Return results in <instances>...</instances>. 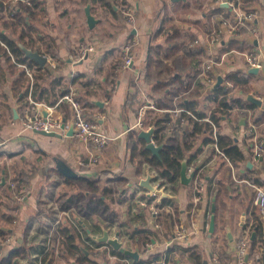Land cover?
Masks as SVG:
<instances>
[{
    "label": "crops",
    "instance_id": "crops-1",
    "mask_svg": "<svg viewBox=\"0 0 264 264\" xmlns=\"http://www.w3.org/2000/svg\"><path fill=\"white\" fill-rule=\"evenodd\" d=\"M228 1L232 0H108L110 8L102 0H37L25 21V31L32 39L27 36L25 41L47 58L44 68L50 69V76L38 82L49 86L60 79L56 94L63 87L75 89L87 118L109 137V142L98 164L80 167L78 160L86 150L68 135L73 117L68 102L56 106L59 97L51 106L33 99L42 113L55 107L56 115L65 120V130H60L61 138H57L23 130L18 119L28 103L21 85L17 99L13 94L5 101L0 99V121L9 119L5 115L8 111L13 119L9 124L0 123V165L4 159L7 162L6 169L0 167V229L6 232L0 236V257L25 247L29 255L18 264H41L44 251L50 254L52 264H108L104 261L107 258L111 264H121L116 255L117 259H110L113 247L97 240L106 231L111 239L138 253L137 259L127 256L129 264H148L150 255L158 256L150 264H216L215 258L224 264H238L233 244L237 248L244 231L252 239L253 228H264V215L246 183L250 180L264 187V158L256 161L252 151L254 140L264 141V0H246L241 5L259 12L258 39L248 34L241 38L226 35L216 43L211 33L219 19L234 14ZM88 7L94 18L92 27ZM125 7L134 14L132 23L122 14ZM5 31L17 37V32ZM132 37L138 44L132 50V65L124 68V46ZM233 41L246 48L232 47ZM82 47H93L94 51L85 60L72 62L71 55ZM244 53L258 54L262 67H250ZM208 59L215 61L212 74L216 80L222 77L224 83L227 75L235 73L247 81L230 90L231 98L240 103L222 116L220 126L222 134L233 139L248 160L238 165L228 162L214 142L203 144V137H194L184 162L187 175L191 166L200 172L204 184L200 202H194V181L184 185L181 174L174 183L159 177L163 194L149 196L148 189L138 183L158 172L138 151L133 153L128 142L131 133L141 131L135 127L138 110L146 100L154 104L156 110L149 111L146 125L157 114L169 113L178 139L181 128L189 124L173 112L184 108L183 101L193 102L196 111L210 118L217 103L210 100L212 87L201 74ZM20 65L12 59H0V87L2 79L15 83L21 76L26 80L28 69L37 74L43 71ZM249 97L258 102H251ZM205 118L197 120L208 122ZM251 127L255 128L254 135L248 137L246 131ZM26 153L41 164L28 163L34 179L20 203L5 184L17 174L10 164ZM3 170L6 183L2 185ZM88 180L97 182L93 187ZM95 198L98 203L88 208ZM156 208L157 217L152 214ZM64 213L83 221L76 253L71 249L56 253L62 236L51 230V221ZM177 226L188 232L184 241L175 238ZM6 239L10 241L2 246ZM244 264H264V258L253 251Z\"/></svg>",
    "mask_w": 264,
    "mask_h": 264
},
{
    "label": "built area",
    "instance_id": "built-area-1",
    "mask_svg": "<svg viewBox=\"0 0 264 264\" xmlns=\"http://www.w3.org/2000/svg\"><path fill=\"white\" fill-rule=\"evenodd\" d=\"M19 3L23 4H28L31 6V0H7L4 2L5 4V9L4 13L6 15L7 20H13L15 17L16 10L18 8ZM228 3L232 6V12L234 13L233 16L229 17H221L219 19V25L216 26L212 33V41L219 43L220 39L226 35L229 36H234V37H243V34H248L252 39H258L261 30L258 25V17H259V12L256 9H247L241 7L242 1L237 0V3L235 1H228ZM123 14L127 18L129 23H132L134 21V14L132 13L130 8H123ZM138 44V41L135 37L130 38L124 46L126 55L124 57V68H129L132 63H133V54L132 50L133 48ZM0 47L1 48H6L8 54L11 55V59L13 63H17L14 59V56L11 54L10 50L6 46V44L0 39ZM94 51L93 47H82L78 51H76L73 55H71L70 59L72 62L76 63L79 62L85 57ZM246 63L250 67H255V68H261L262 67V62L260 60V56L256 53H244L243 54ZM20 64V63H19ZM215 65V61L213 59H208L207 61L204 62L203 68H202V75L206 79L207 83L213 87L217 80L216 77L212 74L213 68ZM20 66L26 67L25 64H22ZM37 73L31 69L27 70V78L30 81V87L28 90V95H27V107L25 112L19 117V122L23 128L24 131L28 132H35V131H43V132H57L60 133V130H65L62 128L63 120L56 115L55 112V107H49L47 112L42 113L41 111L38 110L37 103L33 101L32 98V89L34 86V74ZM226 87L230 89H234L235 86L233 83L230 81L226 80L223 83ZM60 102H68L70 104V107L72 109L73 117H72V126L73 128V136L83 144L84 149L86 150V154L80 157L78 160V163L80 167L83 168H89L91 166H94L99 163L101 156L103 155L108 142H109V137L98 127V125L92 121H90L84 111V107L80 103L78 99H76V90L71 89L68 90V93H65L63 96L60 97L58 103ZM150 110H156L154 104L146 100L145 103L140 106L137 114V121L135 123V127L141 130L145 131H150V130H155V126L150 122L149 124L146 125L144 122V119L147 118L148 113ZM174 114L176 116H179L181 112H185L187 115L191 116L193 119H197L195 115H193L190 111L186 110L185 108H178L173 110ZM208 122L211 123L213 127V137L215 141H217L216 137V126L212 122L210 118H205ZM255 128L251 127L246 131V136L248 137H253L254 135ZM152 141L155 145L156 142L152 137ZM216 149L219 154L224 156V158L229 162V159L223 154V152L218 148L216 145ZM253 151V157L256 161H260L264 158V141H257L254 140V145L252 148ZM188 175L193 176L192 180L194 181V191H195V198L194 202L196 205L200 202L201 199V194L204 191V184L202 181V178L200 177V172L195 169L194 166L189 167L188 169ZM150 178V182L152 186L163 193V188L161 187V181L159 180V175L158 173H150L148 175ZM147 177V178H148ZM191 180V182H192ZM142 182V181H141ZM246 183L253 189L254 191V201L255 204L257 205L258 209L261 211V213L264 215V187L257 185L254 181L247 180ZM11 188L15 191V197L18 202L22 203L24 202L26 196H27V190L25 189L24 186L18 185V182H11L10 183ZM138 185H142L141 183H138ZM149 196H157L160 197L157 193L150 191L148 189ZM65 216H70L69 213H64ZM152 214L156 215V217L159 215V210L153 209ZM62 216H57L53 221H51V230L58 234V229L59 225L61 223ZM70 218V217H69ZM74 220L71 222L72 223H78L82 224L83 221L80 220L78 217L73 218ZM78 227V230H81V227ZM175 231V238L180 241H184L187 238L188 232L183 226H177ZM59 235V234H58ZM59 237H61L59 235ZM10 241V239H6L3 243ZM109 245V244H108ZM111 249V245H109ZM91 248V247H90ZM146 251H149L150 245L147 243L145 245ZM113 249V248H112ZM111 249V250H112ZM262 247L259 242L255 245L253 244V239L250 238V235L248 231H244V233L241 235L237 242V248H236V255H237V261L238 264H244L245 263V258L249 256L253 251H255L258 256L264 258V254L262 253ZM48 251H44V255L47 254ZM108 253H111V251H108ZM107 253V254H108ZM112 254V253H111ZM110 259H117L118 257L112 255H109ZM108 256V257H109ZM120 260L121 264H129L127 259H121ZM108 260V258H107ZM106 261V263L111 264ZM216 264H224L223 262L219 261L217 258H215Z\"/></svg>",
    "mask_w": 264,
    "mask_h": 264
},
{
    "label": "trees",
    "instance_id": "trees-1",
    "mask_svg": "<svg viewBox=\"0 0 264 264\" xmlns=\"http://www.w3.org/2000/svg\"><path fill=\"white\" fill-rule=\"evenodd\" d=\"M5 1L7 0H0V39L6 44L17 63L27 64L29 67L36 68L39 71L43 70L41 74L35 75L36 82L34 83L32 89V98L35 101H44L53 106L54 104H56L59 97L63 96L65 93H68V89L63 87L61 90H59V94L55 93V87L59 86L61 83L60 79L54 80L49 84V86H46V84L43 82H38L39 79L43 80L46 76H50V69H45L44 67H41L37 62L26 56L24 50L21 47L24 46L34 52L42 54L39 49L33 47L25 41V38L27 36L29 37V39H32V36L30 37V35L27 34V32L25 31V21L28 18L27 16L31 14L33 10L32 8L38 5L37 0H31V6L28 4L19 3L13 20L4 19ZM232 1H235V3H237V0ZM241 1L243 3L246 0ZM102 3L108 4V6L112 8L108 0H102ZM218 8L220 10H224V7L222 6H218ZM2 19H4V21H2ZM5 28L11 29L12 32H17V37H15L12 33L6 32ZM231 46L241 51L246 48V46L238 45L234 41ZM0 59L1 61H8L11 59V55L8 54L6 48L0 47ZM226 80L233 83L234 86L243 85L247 82L246 79H239L237 74L235 73L227 75ZM17 82L18 85H21V87H23V89L25 90V96H27L30 87V82L23 80L21 76L15 81L16 84ZM230 90V88L226 87L222 83L219 86L214 85L212 87L211 93L209 94L210 100L217 103V105L211 110L210 113V119L217 128V141H215L213 137V127L208 122H199L197 120L204 119L207 116L206 113L196 111L195 107L193 108V102L183 101L182 106H184L186 110L190 111L193 115H195L197 119H193L185 112H181L179 114L180 121L183 119L184 121L187 120V122L189 123L188 126L185 125L181 128L179 139L176 138L177 135L175 131V124L171 123V115L169 113L163 115L157 114L151 122L155 126V130L153 132L152 137L155 140L156 144L158 146H161L159 154L155 155L152 153V151L147 149L145 140L140 138L139 133L137 132H133L130 134L128 141L130 149L133 153L138 151L139 154L143 155L146 161L156 168L159 177L165 179L170 183L176 182L180 177L182 164L186 160V150L190 148V140H192L194 137H203V144H208L211 142L216 143L218 148L232 163L236 165L241 164L245 161V153L236 143H234L233 139L222 134L220 126L222 116L228 114V112L233 109L236 104L240 103L239 99L231 98ZM196 155L191 156L188 162L191 163L193 161L192 159L196 157ZM11 182H13V180ZM11 182H9V185L5 184V186L9 187V189ZM96 182L97 181L93 182L88 180L89 185L93 187L95 186ZM103 192L106 193V190H104ZM8 194V196H10V193ZM97 201L99 200H97L96 198L93 199V201L89 203L88 208H90L91 203H95ZM78 227L79 224H76L75 222L70 223L69 221H66L65 224L61 223L59 231L62 236L60 242L61 246L63 247V251H69L70 249L73 250L74 253L78 251V240H80ZM253 232L255 233L253 244L256 245L259 242V244H261L264 248V228H253ZM5 234L6 232L0 229V236H3ZM112 254L118 256L121 259L129 258L124 255L123 252L118 251L114 248L112 249ZM28 255V249L25 247H20L18 249L11 250L6 255L0 257V264H18L20 259L27 258ZM49 255V253L43 255L41 259V264H52L53 261L49 258ZM147 259V263L150 264L151 262L157 260L158 256L150 255L147 257Z\"/></svg>",
    "mask_w": 264,
    "mask_h": 264
},
{
    "label": "water",
    "instance_id": "water-1",
    "mask_svg": "<svg viewBox=\"0 0 264 264\" xmlns=\"http://www.w3.org/2000/svg\"><path fill=\"white\" fill-rule=\"evenodd\" d=\"M178 1V0H177ZM86 14L88 16V23L89 25L92 27L93 24H94V18L91 16L90 14V9L89 7L86 8ZM22 49L24 50L26 56H28L30 59L34 60L35 62H37L41 67H44L45 64L47 63V58L44 57L43 55H41L40 53L38 52H34L32 51L31 49H28L24 46H21ZM223 82V78L222 77H219L215 86H219L221 85ZM249 100L253 103H257V99H255L254 97H249ZM65 120L63 121V125H62V128L64 129L65 128ZM34 134H40V135H43V136H48V137H57V138H61V135L57 132H50V133H47V132H43V131H35L33 132ZM69 136H73V128L70 129L69 133H68ZM152 136H153V130H150V131H145V130H141L139 132V137L144 139L145 142H146V148L149 149L150 151H152L153 154L155 155H158L159 154V151L161 149V146H158V145H155L152 141ZM246 160H248V157L245 156ZM74 175V173H72ZM70 173H67V175H72ZM192 177L193 176H188L187 175V164L184 162L182 164V169H181V182L184 184V185H187V184H190L191 183V180H192ZM6 183V179H5V171H3V177H2V180H1V184H5ZM141 184L146 187L147 189H149L150 191H153L157 194H163L161 191H158L156 190L151 182H150V178H146L144 179ZM213 211H214V205H213ZM214 225V220L212 219L211 221V227H213ZM254 236H255V233H253L252 235V239H254ZM98 241H101V242H107L109 243L114 249L118 250V251H121L124 253V255L126 256H129V257H132L134 259H137L138 258V253L137 252H133L125 247L122 246V244L119 242L118 239H111L109 237V234L108 232H104V235L100 238H97ZM233 250L236 251V243L233 244ZM248 260V256L245 258V261Z\"/></svg>",
    "mask_w": 264,
    "mask_h": 264
},
{
    "label": "rangeland",
    "instance_id": "rangeland-1",
    "mask_svg": "<svg viewBox=\"0 0 264 264\" xmlns=\"http://www.w3.org/2000/svg\"><path fill=\"white\" fill-rule=\"evenodd\" d=\"M123 14V13H122ZM123 16H124V14H123ZM123 16H121V17H123ZM6 18V15H5V17H4V19ZM4 19H2V21H4ZM7 20V19H6ZM124 20L126 21V19L124 18ZM90 54V53H89ZM89 54L85 57V59L89 56ZM41 55H43V54H41ZM44 56V55H43ZM45 57V56H44ZM85 59H83V60H85ZM82 61V60H81ZM37 73H35L34 74V82H36V75ZM12 78V77H11ZM3 80V79H2ZM2 80H1V83H2V85H1V87H0V99L1 100H6L7 98H11V95L13 94V96L14 97H16V99H17V97H18V93H19V91H20V88H19V86L20 85H18V83L16 84V83H14L13 81H5V82H2ZM27 81H29V79L27 78L26 79ZM30 82V81H29ZM68 90H71L70 88H68ZM5 115H8L9 116V119L7 120V119H4V118H2L1 119V121H0V123L2 124V123H4L5 122V124L7 123V124H9V122H11V121H13V119H12V115H11V113H10V111H8V113L7 114H5ZM1 118V117H0ZM4 119V120H3ZM19 120V119H18ZM29 162H37L39 165L41 164V162L39 161H35L32 157H31V155L29 154V153H26V154H24V155H22L21 156V158L20 157H18L16 160H14V163L12 162V164H10V166L11 165H13L14 166V168L17 170L16 172H17V174L14 176V178H13V182H15V184H16V182H18V185H22V186H24L25 187V189L27 190V193H28V191L30 190V187H29V185H31V181H33V179H34V174H33V172L32 173H30L29 172V169H27V167H29V165H28V163ZM2 164L0 165V167H3V168H7V162H6V160L4 159L2 162H1ZM11 163V162H10ZM36 164V163H35ZM9 165V164H8ZM25 171H24V170ZM3 171H5V170H3ZM5 174H6V172H5ZM31 178V179H30ZM12 181V180H11ZM111 185H113V184H111ZM10 187H11V185H10ZM17 191H15V193H16ZM15 193H14V195H15ZM108 206L110 207V209H111V204H109L108 203ZM115 207V206H114ZM47 214V213H46ZM66 217V218H65ZM70 217V216H69ZM68 216H63L62 217V219H61V223L62 224H65L66 223V221H69L70 223H71V220L73 221L74 219L73 218H69ZM94 217H95V215H93V216H91L90 217V219H91V221L93 222L94 221ZM65 218V219H64ZM86 219H87V217H86ZM53 221V220H52ZM64 221V222H63ZM61 223H60V225H61ZM60 225H59V229H60ZM104 225V224H103ZM87 227H88V225H87ZM59 229H58V232H60L59 231ZM53 233V232H52ZM51 233V235L52 236H54L55 234H52ZM55 244V248H58V245L56 244V243H54ZM79 245V244H78ZM63 249V247L61 246V247H59V252H57L56 251V253L57 254H62V250ZM64 255V254H63ZM69 255V254H68ZM68 255H64L65 257H69ZM77 262V261H76ZM77 264H81V263H79V261H78V263ZM92 264H95V262H92Z\"/></svg>",
    "mask_w": 264,
    "mask_h": 264
}]
</instances>
